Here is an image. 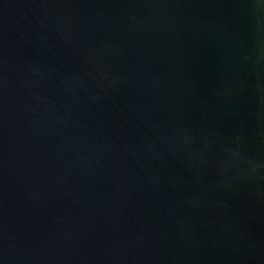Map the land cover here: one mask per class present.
<instances>
[{
	"label": "water",
	"instance_id": "95a60500",
	"mask_svg": "<svg viewBox=\"0 0 264 264\" xmlns=\"http://www.w3.org/2000/svg\"><path fill=\"white\" fill-rule=\"evenodd\" d=\"M0 264H264V0H0Z\"/></svg>",
	"mask_w": 264,
	"mask_h": 264
}]
</instances>
